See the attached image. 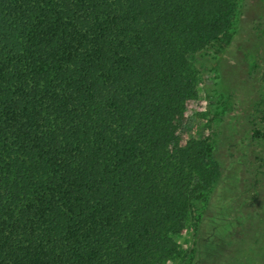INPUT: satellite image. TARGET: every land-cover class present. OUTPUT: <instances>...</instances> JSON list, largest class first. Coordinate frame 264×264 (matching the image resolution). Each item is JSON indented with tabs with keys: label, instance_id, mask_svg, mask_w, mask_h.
<instances>
[{
	"label": "trees",
	"instance_id": "trees-1",
	"mask_svg": "<svg viewBox=\"0 0 264 264\" xmlns=\"http://www.w3.org/2000/svg\"><path fill=\"white\" fill-rule=\"evenodd\" d=\"M235 8L0 0V264H165L179 254V230L200 219L196 200L227 173L209 137H177L196 94L193 57L226 39ZM250 135L264 141L256 126ZM233 175L227 197L240 213L255 195L239 193L254 186L238 188ZM261 224L205 254L208 235H195L192 260L264 264Z\"/></svg>",
	"mask_w": 264,
	"mask_h": 264
},
{
	"label": "rangeland",
	"instance_id": "rangeland-1",
	"mask_svg": "<svg viewBox=\"0 0 264 264\" xmlns=\"http://www.w3.org/2000/svg\"><path fill=\"white\" fill-rule=\"evenodd\" d=\"M235 2L226 39L193 57L196 94L186 101L177 130L180 143L190 135L209 137L212 152L227 173L206 197L196 200L195 215L200 219L195 225L187 221L179 230L175 237L179 254L165 264L198 263L191 251L195 235L197 240L198 235H208L201 246L205 254L214 241L231 238L242 228L262 222L260 229L264 228V141L250 135L255 126L264 132V0ZM232 174L230 182L238 188L244 187V180L254 186L248 195L239 193L241 198L255 195L240 213L227 197L236 193L227 189L226 179ZM244 264H254V259Z\"/></svg>",
	"mask_w": 264,
	"mask_h": 264
}]
</instances>
